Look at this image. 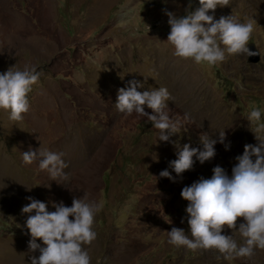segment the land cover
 Returning <instances> with one entry per match:
<instances>
[{"label": "rangeland", "instance_id": "obj_1", "mask_svg": "<svg viewBox=\"0 0 264 264\" xmlns=\"http://www.w3.org/2000/svg\"><path fill=\"white\" fill-rule=\"evenodd\" d=\"M0 264H264V0H0Z\"/></svg>", "mask_w": 264, "mask_h": 264}, {"label": "water", "instance_id": "obj_2", "mask_svg": "<svg viewBox=\"0 0 264 264\" xmlns=\"http://www.w3.org/2000/svg\"><path fill=\"white\" fill-rule=\"evenodd\" d=\"M249 51V61L250 62H258L261 58L260 52L256 49L254 45H250L248 48Z\"/></svg>", "mask_w": 264, "mask_h": 264}]
</instances>
